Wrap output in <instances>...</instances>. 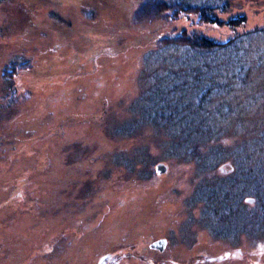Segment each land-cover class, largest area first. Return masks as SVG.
Here are the masks:
<instances>
[{
	"label": "rangeland",
	"instance_id": "obj_1",
	"mask_svg": "<svg viewBox=\"0 0 264 264\" xmlns=\"http://www.w3.org/2000/svg\"><path fill=\"white\" fill-rule=\"evenodd\" d=\"M145 1L0 0V264H264V36L211 69L159 43L264 26V0L216 10L235 28ZM196 78L205 108L157 130L155 100Z\"/></svg>",
	"mask_w": 264,
	"mask_h": 264
},
{
	"label": "trees",
	"instance_id": "obj_2",
	"mask_svg": "<svg viewBox=\"0 0 264 264\" xmlns=\"http://www.w3.org/2000/svg\"><path fill=\"white\" fill-rule=\"evenodd\" d=\"M231 2V0H147L145 1V10L139 11L138 13H146L145 15H147L148 18H163L161 13L167 10H171L173 15H177L179 13H196L202 22L219 25L227 24L228 26L235 28V26H238L245 21V16L237 15L234 16V18H230L223 22L216 14V10L223 11L229 9ZM246 36H253V38L257 36H259V38L264 36V26H257L253 29L238 32L234 36L224 40V42H221L214 37L212 38L204 34H200L194 29L191 30V32L183 29L181 32H179V34H172L169 37H161L159 43L161 46L173 45L175 47L181 46L187 47L190 50L192 49L194 52L198 53L200 60L205 59L204 62L206 61V66L211 69L214 67V65H217L215 59L223 58L225 57V54L227 58L230 59L231 56L236 53V50L240 48V45L244 42ZM206 54H210V56L213 57L215 55L216 58H204L203 56ZM210 60L214 61L210 63ZM237 64L238 62L232 66L236 67ZM255 64L258 67L263 66L264 58L259 57V60L255 59L254 64H250L248 68H250V66L253 67ZM200 66L202 65L200 64ZM237 76H239V72ZM197 79L199 80L197 81ZM241 79H245V76L241 77ZM214 85L215 82H207L206 79L196 78L193 84L184 86V88H182L183 90H181V94H179L182 97L173 96L171 94L173 87H171V89L167 90L164 95L158 97L159 100H155L154 103L156 106L153 108V112L149 114L148 119L156 122V124H159L157 130L161 129L162 127L169 129L168 127L177 121V119H182L184 117V110L188 111L186 108H184L186 105L191 108H189L190 110L188 111V114L192 115L198 112L200 109H204V105L208 101L206 93ZM194 86L196 88L199 87L198 93H193ZM179 91L180 89L176 90V92ZM186 121L187 122L185 124L191 122L190 120ZM212 123L213 120L209 118L208 120H203L201 122V126L207 127L206 129L211 130L209 127H211ZM178 142H182V140L180 139ZM200 142L201 141H196L186 144V154H195L193 150ZM175 144H177V142Z\"/></svg>",
	"mask_w": 264,
	"mask_h": 264
},
{
	"label": "water",
	"instance_id": "obj_3",
	"mask_svg": "<svg viewBox=\"0 0 264 264\" xmlns=\"http://www.w3.org/2000/svg\"><path fill=\"white\" fill-rule=\"evenodd\" d=\"M166 164L162 163V162H158L156 164V171L158 173H163L166 170ZM167 245L166 239L165 238H159L156 239L154 242H151V247H158L160 250H163Z\"/></svg>",
	"mask_w": 264,
	"mask_h": 264
},
{
	"label": "flooded vegetation",
	"instance_id": "obj_4",
	"mask_svg": "<svg viewBox=\"0 0 264 264\" xmlns=\"http://www.w3.org/2000/svg\"><path fill=\"white\" fill-rule=\"evenodd\" d=\"M159 238H162V237H157V238H155V239H153L152 241H150V242H148V245H146V248H148V249H150L151 251H153V252H156V251H158V252H163L164 251V249L163 250H160L158 247H151V242H154L156 239H159ZM163 238H165V237H163ZM166 239V242L168 241V238L166 237L165 238ZM168 243V242H167ZM167 246V245H166ZM139 250H141V249H139ZM128 252H130L128 249H125V253L126 254H128ZM131 253V252H130ZM115 254V253H114Z\"/></svg>",
	"mask_w": 264,
	"mask_h": 264
}]
</instances>
